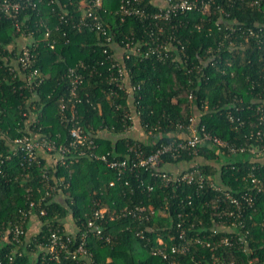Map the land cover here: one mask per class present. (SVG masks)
<instances>
[{
  "label": "trees",
  "instance_id": "1",
  "mask_svg": "<svg viewBox=\"0 0 264 264\" xmlns=\"http://www.w3.org/2000/svg\"><path fill=\"white\" fill-rule=\"evenodd\" d=\"M119 3L120 0H105L109 11L102 12V17L114 42L121 45L127 35L135 32L139 37L144 23L136 18L122 20L111 12ZM145 6L150 11L157 10L152 0H147ZM42 10L56 39L52 47L50 39L44 38V32L39 30L41 42L37 64L46 76L45 81L36 92L29 89L16 91L14 86L22 81L14 82L12 78L0 86V264H83L86 257L73 259L62 254L60 260L52 258L47 249L50 231L69 232L66 221L70 218L76 226L72 237L78 239L79 230L94 208L105 205L108 206L107 214L125 205L131 208L153 205L159 211L149 219L132 215L118 218L105 227L103 237L91 235L88 250L97 264H248L250 261L264 264V190L239 218L244 225H238L234 231H249L248 244L215 248L213 245L220 239L234 235L230 230L232 218L220 215L222 206L217 192L189 184L161 188L158 178L146 170L139 176L127 172L119 179L118 171L90 156H82L79 161L67 158L66 164L58 165H48L44 158L43 167L35 164L30 169L24 168L21 155L9 158L11 145L8 137L28 133L27 119L22 112L29 111V99L37 105V128L60 144L69 145L73 140L70 134L72 123L60 120L61 101L68 104L69 110L76 105L84 130L96 132L102 127L112 133L111 137L100 135L97 138L99 153L110 152V158L114 155L125 158L129 156L131 144L137 140L126 135L127 127L122 120L124 109L116 107L118 103L128 105L125 95L108 101L104 94L111 91L110 74L116 69L112 67L114 60L104 52L103 36L94 30L79 32L70 25L61 24L50 7H42ZM229 10L236 22L235 31L226 29L223 22H219L218 15L207 17L196 11L176 16L166 26L167 33L184 42L187 55L195 62L204 55L206 48L216 47L227 33L239 36L245 42L246 47L221 51L218 65L204 67L207 77L189 72L190 63H183L179 57L164 61H126L131 83L141 86L134 96L140 125L145 131L153 130L157 137L156 141L144 139L140 142L146 153H151L161 143L180 141V125L189 126L191 117H196L199 125L205 124L207 131L230 143L248 148L263 147L264 141L260 140L264 137L261 121L264 114V41L260 45L257 37H251L246 42L245 35L249 29L264 26V0L260 5L251 0H240ZM197 24L202 26L199 28ZM2 26L0 38L12 41V23L5 21ZM81 62L86 67H81ZM71 67L85 75L77 98H70L72 80L68 73ZM191 91L194 92L193 100L189 98ZM230 114L236 117L234 121ZM260 130L261 138L257 135ZM198 158L186 154L181 159H168L170 165L167 167L177 169L181 162L192 166L194 161L200 160L199 167L209 177L223 180L234 193L250 190L253 174L264 179V152L260 155L249 151L230 154L224 148L205 145L199 148ZM43 169H48V181L43 177ZM112 181H115L114 186L110 185ZM47 182L59 185L58 194H64L66 200L59 201L57 196L43 199L48 190ZM149 183L157 184L155 190H147L146 184ZM197 193L208 203L202 204ZM189 194L193 195L192 204H189ZM29 197L35 202L32 208ZM43 208L47 210L45 215L41 214ZM21 209L32 210L38 216L40 226L36 232L29 233L31 220L27 219L24 234L17 242L13 238L12 226L21 222ZM178 212L190 213V219L184 223L188 234L197 235L206 244L194 242L188 253L175 255L173 260L164 259L152 252V246L159 236L169 244L177 241L176 225L182 220L177 217ZM141 230L145 238L138 236ZM109 236L110 240H107ZM207 242L212 244L208 246Z\"/></svg>",
  "mask_w": 264,
  "mask_h": 264
},
{
  "label": "built area",
  "instance_id": "2",
  "mask_svg": "<svg viewBox=\"0 0 264 264\" xmlns=\"http://www.w3.org/2000/svg\"><path fill=\"white\" fill-rule=\"evenodd\" d=\"M240 0H225L219 2L217 0H162V4L152 3L157 7V10L150 11L145 4L147 0H120L118 7L111 11L118 15L122 20L127 18H136L144 23V29L138 33L125 36L121 45L114 42L113 36L109 33L107 24L102 17V12L109 11L106 8L105 0H0V29L3 27L5 21L12 23V41H5L0 38V86L5 82H9L12 78L22 81L14 86L16 91L31 90L36 92V88L45 81V74L38 66V47L40 45L39 30L44 32V38L50 39L49 45L55 46L56 39L53 36V29L48 23V18L43 16L42 7H50L52 14L57 16L61 24L70 25L73 29L82 32L85 29L96 31L100 36H103L102 45H106L104 50L111 60H114L112 67L116 72L110 74V83L113 84L111 91L105 92L108 101L113 98L117 99L125 95L127 104H117V109H124L122 120H124L127 131L136 129V118L139 114L136 111V97L135 94L141 89V86L131 83L130 70L127 67V60L147 61L149 59H156L160 61L174 59L179 57L183 63H190L189 72H196L207 77L204 67L215 66L221 60V51L232 50L235 48L246 47V44L239 36H233L229 33L225 34L224 39H221L217 46H209L205 49L204 55L198 62L191 61L190 56L187 55L185 44L174 34L167 33L166 26H168L176 16L181 14H189L191 12H200L204 16L211 17L219 16V22H223L226 29L235 31V20L232 19L231 7ZM256 5L261 4V0H251ZM200 28L202 25L197 24ZM234 27V28H233ZM57 29H60L57 27ZM64 35H66L64 33ZM251 37H257L258 43H263L264 26L260 25L257 29H249L245 35V41L248 42ZM122 49L123 58H117L115 47ZM110 47V49H108ZM112 48V49H111ZM112 50V51H111ZM218 58V59H217ZM217 59V60H216ZM190 60V61H189ZM231 65L230 61L228 62ZM81 67H86L84 63H80ZM72 80V87L70 98H77L79 88L84 82L85 75L80 73L78 69L71 67L69 73ZM130 80V81H128ZM24 94V93H23ZM132 102L130 98H132ZM190 100L194 99V92L189 93ZM80 100V99H78ZM29 111H23V116L27 119L28 133L15 138L8 137L11 145L10 155H21L22 164L25 169H30L33 165L38 164L43 167L42 152L49 153L54 156V164H66L67 158L71 161H79L82 156H90L94 159L102 160L107 167L118 171L119 179L122 174L127 172L139 176L143 170L148 171L153 177L158 178V186L161 188L179 187L182 184H189L191 186H198V189H208L219 194L221 208V217L232 218V227L230 228L234 235L232 237H225L218 241L213 246H232L240 243L242 246L247 245V235L249 231L234 232L238 225H244L239 218L242 217L246 207L252 206L257 198V195L264 190V179L262 176L255 174L251 175L252 186L250 190L240 193H234L232 189L227 186L223 180L209 177L208 173L199 167L200 160L194 161L192 166L187 163H182L177 169L168 168L170 160L181 159L184 155H191L198 158L199 148L205 145L218 146L229 151L230 154L244 153L249 151L253 155H260L264 152V145L262 148L246 147L243 144L230 143L221 137L207 131L206 125L197 123L196 117H191V124L187 127L181 124L182 136L180 141L173 143H161L151 153H146L142 144L143 140L137 139L129 148V156L119 158L114 155L110 158V152L99 153V144L97 138L100 133L106 128L97 130H84L77 116L76 105H72L69 110L68 104L61 101L59 104L60 120L63 123H72L70 134L73 140L69 145L58 143L54 138L47 137L40 129L37 128V105L27 100ZM230 119L235 120V116L230 114ZM235 117V118H234ZM240 120V118H237ZM243 123L244 121L241 120ZM264 125V114L261 117ZM129 122V124L127 123ZM185 129V130H183ZM188 130V131H187ZM145 131V130H144ZM147 139L156 141L153 130H147ZM259 138L262 135L261 130L257 132ZM264 141V137L260 140ZM168 157V158H167ZM199 159V158H198ZM48 163V162H47ZM185 164L187 166H185ZM50 165V163H48ZM43 177L49 180L48 169H43ZM143 182V181H142ZM129 181H126L128 184ZM144 184V182L142 183ZM115 185V181L110 183ZM47 193L43 199L57 196L59 192V185L47 182ZM147 190L153 191L157 184H146ZM202 204H207L208 200L200 199ZM193 195L189 194V204H192ZM30 207H34L35 202L29 197ZM95 201V200H94ZM97 203V201H95ZM101 201L99 200L98 203ZM163 208V207H162ZM161 208V210H162ZM168 209L169 206L166 205ZM108 206H101L94 208L90 218L83 224V228L79 230V238L72 237L71 232L61 231L60 229H51L49 243L47 245L48 251L52 258L60 260L62 254L65 257L73 259L79 257H86L87 260L83 264H97L91 258L88 250V241L91 235L103 237L105 227L110 221H114L121 217L139 216V218L146 217L149 219L152 214H156L159 209L153 205H143L131 208L130 205L121 207L120 210H113L112 213L107 214ZM21 222H17L12 226L13 238L20 242L21 235L24 234V224L27 219H31L33 215L32 210L21 209ZM47 210L43 208L41 214L45 215ZM177 217L182 219L177 223V241L169 244L164 237L159 236L156 244L152 246V252L156 255L162 256L164 259L173 260L175 255H183L191 250L194 242L206 244L197 235L190 236L188 229L184 226L186 220L190 219V213L178 212ZM194 226V224H192ZM29 234V233H28ZM138 236L145 238L143 230L139 231ZM174 239V236L172 237ZM110 240V236L107 238ZM148 241L151 239L148 238ZM212 242H207L211 245ZM74 245V248H72ZM248 264H253L250 261Z\"/></svg>",
  "mask_w": 264,
  "mask_h": 264
},
{
  "label": "crops",
  "instance_id": "3",
  "mask_svg": "<svg viewBox=\"0 0 264 264\" xmlns=\"http://www.w3.org/2000/svg\"><path fill=\"white\" fill-rule=\"evenodd\" d=\"M156 3H160L162 4V0H155ZM115 50H116V55H117V58L119 59H122L123 58V52H122V49H120L118 46L115 47ZM130 81V80H128ZM132 98H130V101L132 102ZM136 118V129L134 130H131L129 132L126 133V135H130L132 137H134L135 139H141V140H144V139H147V136H146V132L144 131V129L142 128V126L140 125V121H139V118L138 117H135ZM100 135L102 137H108V136H112V133L105 130L103 132L100 133ZM43 154V157L45 158V160L50 163V164H53L54 162V156H51L49 153H46V152H42ZM57 199L59 201H65L66 200V197L64 194H58L57 195ZM30 223H29V233H34L36 232L38 229H39V218L37 215H33L30 219ZM73 221L70 219V218H67V221H66V226H67V230L71 233L74 232V229H76V226L75 224H72Z\"/></svg>",
  "mask_w": 264,
  "mask_h": 264
}]
</instances>
